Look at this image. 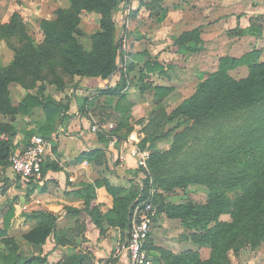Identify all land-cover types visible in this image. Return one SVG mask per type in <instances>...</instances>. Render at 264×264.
Returning a JSON list of instances; mask_svg holds the SVG:
<instances>
[{
	"label": "trees",
	"instance_id": "trees-1",
	"mask_svg": "<svg viewBox=\"0 0 264 264\" xmlns=\"http://www.w3.org/2000/svg\"><path fill=\"white\" fill-rule=\"evenodd\" d=\"M72 1L78 4L74 13L59 7L55 10L54 19L40 21L44 48L36 44L24 30L23 24L15 23L13 17L8 23H0V37L18 30L20 36L25 39L21 52H17L10 63L0 62V114L3 116L27 115L34 107H41L43 113L48 116L58 115L63 118L67 116L68 101L48 99L41 102L37 96L26 94L17 103H13L9 95L10 84L18 80L14 68L16 66L24 68L25 57L31 54L36 60L35 65L39 66L44 59L42 56L50 59V52L56 47H61L62 60L68 65L67 71L70 74L97 81L110 78L120 71L119 78L113 86L95 90L97 95L124 96L123 91L128 80L126 68L117 62L118 46L112 42L110 24L103 21L106 28H100L94 33V47L89 52L83 50L78 42L76 26L80 8L101 11L107 15L110 8L116 7L120 0ZM260 26L259 23L252 22L248 27L230 32V35L261 36ZM199 37V29L194 28L183 32L176 41L181 45L183 41H199ZM260 53L261 49L253 48L239 57H220L218 68L202 78L194 91L162 118V122H168L183 117L177 126L164 133L157 134L153 131L140 140V146L144 147L169 136L172 130L185 122H191L174 133L169 149L162 151L151 149L148 161L149 175L144 179L142 191H146L150 176L155 187L166 192L173 190L174 187H185L192 183L205 186L207 195L202 203L194 200L180 203L165 201L162 189L161 192L157 190L153 199L155 215L162 214L168 218L179 219L181 224L190 230L187 237L191 242L209 245L220 255L225 254V248L237 243L257 246L264 241V59H260ZM240 65L247 66V73L235 78L229 70ZM130 67L132 64L128 69ZM145 87L146 84H142L141 88ZM169 89L156 86L157 94L160 95L158 97ZM82 100L79 109L84 110L87 96ZM103 110L105 109L101 108L100 112L103 113ZM103 116L104 119L117 120L116 114H111L109 110ZM156 116H160L159 111L156 112ZM12 122V118L10 121L0 120L1 168L8 166V156L14 149L12 138L16 134V127ZM195 126H218V130L214 136L199 140V144L191 148L188 145L189 150L181 158L170 160V157L186 146V136H192ZM42 134L44 138L50 136L47 130ZM97 134L104 142L108 140L102 133ZM192 138L194 140V137ZM179 141L182 142L178 144ZM92 153H96L98 157L103 155V151L98 148L92 150ZM44 169L46 167L42 164V170ZM99 185H104L113 197V206L105 213L100 211L95 202V187ZM138 190L132 186L127 188L116 186L107 179H96L94 183L86 184L84 187V207L81 210L77 208L68 210L78 214L83 212L99 231L103 230L104 223L116 225L125 236L129 228L130 206L137 197ZM12 203L7 199L0 204V243L3 244L0 246V264L43 262L44 258L39 254L21 255L14 235L9 234L12 219L15 218ZM223 214H229L231 220L221 219ZM23 217L28 227L24 231L21 230L20 235L27 243L36 247L53 238L57 244L66 245L68 250L61 264H94L89 252L76 250L71 246L76 243L72 237L75 228L58 229L57 215L47 211H36L23 214ZM77 231L76 235H79L80 231V235L82 234V223L77 225ZM147 249L157 250L158 257L156 255L155 257L158 264H213L201 260L198 251L193 248L174 252L153 245L150 237L147 240Z\"/></svg>",
	"mask_w": 264,
	"mask_h": 264
},
{
	"label": "rangeland",
	"instance_id": "rangeland-1",
	"mask_svg": "<svg viewBox=\"0 0 264 264\" xmlns=\"http://www.w3.org/2000/svg\"><path fill=\"white\" fill-rule=\"evenodd\" d=\"M253 1L120 0L116 7L110 8L107 15L101 11L80 8L79 21L76 26L78 28L77 39L83 50L89 52L93 49L94 33L100 28H106L103 21L110 24L112 42L118 46L117 62L122 63L126 68L128 80L123 91L124 96L97 95V90H95L100 87L113 86L119 78L120 71L110 78L97 81L70 74L67 71L69 70L68 65L63 63L61 47H56L50 52V59L45 55L42 56L44 59L39 66L35 65L36 60L31 54L25 57L24 68L20 66L14 68L18 80L10 84L9 95L13 103H17L26 94L37 96L41 102L48 99L68 101L67 116L64 118L58 115L48 116L43 113L41 107H34L30 114H16V116L0 114V119L10 121L12 118L20 127L18 139L24 142L33 134L43 136L42 133L47 130L50 136L46 139L50 143V148L54 153L59 154L66 151L75 127H78L81 121L89 126L92 118L97 119L101 124L111 122L114 129L112 132L120 138L126 137L130 132H136L141 140L153 131L158 134L175 128L183 117L168 122H162V118L183 98L189 96L202 78L218 68L220 57H239L251 48H256L252 46L251 39L245 35H230V32L244 28L245 25L241 18L247 17L244 15L246 6ZM148 3L150 5H147ZM8 5L11 7L6 15L0 16V23H8L13 17L15 23L23 24L24 30L41 48H44V35L40 29V21L54 19L55 10L59 7L70 13H74L78 7V4L72 0H9ZM258 16L260 17L253 21H250L248 17L249 23L257 22L263 25L264 14L258 13ZM193 28L199 29V41H183V44H178L176 40L180 35ZM24 44L25 39L20 36L18 30L8 36L0 37V62L10 63L15 54L21 52ZM255 44L261 46L257 42ZM260 48L257 47V49ZM260 59H264L263 52L260 53ZM130 64L132 67L128 69ZM152 65L154 67H151ZM229 73L235 78L242 77L247 73V66L240 65L229 70ZM142 84H146L144 89L141 88ZM156 86L170 89L165 94H161L159 98ZM84 91L87 101L84 103L85 109L83 110L79 108L85 96ZM101 108L105 109L103 113L100 112ZM107 110L111 114L115 113L117 120L115 118L104 119L103 114ZM158 111L160 116L155 117ZM73 116H76L77 121L73 120ZM190 124V121L185 122L179 128L172 130L169 136L151 142H158V145L154 147L155 150L169 149L174 133ZM86 128L88 129L85 133L90 134V137L86 136L87 139L99 138L98 134L92 133L89 127ZM217 130L218 126H195L192 136H186V146L169 159L181 158L189 150L188 145L191 148L199 144V140L214 136ZM181 142L179 141L178 144ZM125 172L137 175L142 180V185H145L146 172L142 173L138 169H125ZM120 182L119 186H125L124 188L132 186L137 189L139 186L137 179L128 181L127 175H124ZM155 188L161 192L162 188L159 189L157 186ZM162 192L165 201L176 203L186 200L202 203L207 195L205 186L196 183L185 187L177 186L169 192L162 189ZM163 219L165 221V216L161 215V223ZM221 219L230 221L231 217L229 214H223ZM171 222L173 221L167 220L165 224L160 225L153 223L152 228H156V238L164 245L169 244L165 243L168 240L178 241V247L174 249V252L193 248L198 251L201 260L213 264H264V241L257 246L237 243L225 248V254L220 255L214 252L209 245L191 242L187 237L190 230L185 228L181 222ZM20 233L19 229L15 231V234L9 230V234L14 235L19 245L20 254L35 255L36 247L29 248ZM122 238L124 239V236ZM0 246L3 244L0 243ZM154 254L151 251L153 264H158L155 259L158 257L157 253L156 257Z\"/></svg>",
	"mask_w": 264,
	"mask_h": 264
},
{
	"label": "crops",
	"instance_id": "crops-1",
	"mask_svg": "<svg viewBox=\"0 0 264 264\" xmlns=\"http://www.w3.org/2000/svg\"><path fill=\"white\" fill-rule=\"evenodd\" d=\"M8 3L9 0H0V16L8 13L11 7ZM245 13L244 15L247 17L241 18L245 25L244 28L250 25L249 19L253 21L260 17L258 13L264 14V0L249 2L246 6ZM245 22L247 23L245 24ZM260 27V37L258 36V38H256L255 35L251 34L245 36L251 39L253 43L252 46L256 48L261 47V53H264V23L263 25L261 23ZM255 42L261 44V46H257ZM84 94L87 96L85 91ZM73 118V120L77 121L76 116H73ZM12 123L16 127V134L12 138L13 150H17L22 148L29 138L25 142L22 139L20 140V138L18 139L20 127H18L14 121ZM86 125L87 124L81 121L79 126L75 127L73 136L71 135L67 144L66 151L63 153L60 150L63 154L54 153L51 148L47 150L43 162L46 169L42 171L39 178L22 180L14 175L8 166L4 168L0 167V204L11 197L9 200L13 202L12 205L15 217L12 219L13 224L11 227L13 234H15V231L18 229L24 231L28 227L23 214L36 211H47L58 216V229L67 227L75 228L72 237L76 243L71 246L75 247L76 250L81 249L89 252L92 255V262L94 264H127L126 253L124 251L119 253L116 252V247L123 240L122 236H124L118 226L104 223L103 230L99 231L96 225L88 217L84 216L83 212L78 214L68 210V208H77L81 210L84 207V187L86 184L94 183L96 179H107L116 186H119L121 183L120 180L123 179L124 175H127L128 181L137 179L138 185L141 180L137 175L131 172H125V169L133 170L137 168L130 159L124 161L117 160L116 151L118 146H110L109 139L105 142L103 140L100 141L101 139L99 138L94 140L92 138L87 139V137H90V134L85 133L88 129L86 127H89ZM147 145L152 150H155L154 147L158 145V142ZM95 148L102 150L103 155L98 157L96 153L93 154L92 150ZM83 160H87L86 165L83 164ZM95 194V202L102 213L112 208L113 197L104 185L96 186ZM161 215L162 214L155 215L152 224L155 223L157 219L159 220L155 225L165 224L167 220L173 221L171 223L180 222L177 218H168L165 216V221L163 219L161 223ZM77 218L79 219L78 221L76 220ZM81 223L83 224L82 234L80 235V231L79 235H76V232H78L77 225ZM155 231L156 228H152L151 225L149 237L153 245L171 251L177 249L176 247H178L177 245L179 244L178 241L174 239L173 241L168 240L165 241V243L169 244L164 245L163 242L157 240ZM179 242L181 241L179 240ZM26 245L29 248L34 247L27 242ZM36 250L37 252L34 254H39L44 258V261L38 264H61L63 257L66 252H68L66 245L61 243L57 244L53 238L47 239V241L40 246H36ZM151 251L155 254L157 253L155 249H148L150 255Z\"/></svg>",
	"mask_w": 264,
	"mask_h": 264
},
{
	"label": "built area",
	"instance_id": "built-area-1",
	"mask_svg": "<svg viewBox=\"0 0 264 264\" xmlns=\"http://www.w3.org/2000/svg\"><path fill=\"white\" fill-rule=\"evenodd\" d=\"M89 129L94 134L102 133L107 138L109 137L110 146H118L117 160L130 159L138 170L149 175L148 161L151 157V148L148 145L140 146L139 135L136 132H130L126 137L119 138L112 132L113 124L111 122L101 124L95 118H92ZM49 148L50 143L46 138L40 134H33L22 148L13 150L9 154L8 167L14 175L22 180L39 178L42 174L44 157ZM83 164L86 165L87 160H83ZM139 182V193L129 210V228L124 239L117 245L116 252L124 251L126 253L127 264H153L147 249V240L156 214L153 199L157 190L151 177L148 179L144 192L142 191V180Z\"/></svg>",
	"mask_w": 264,
	"mask_h": 264
}]
</instances>
